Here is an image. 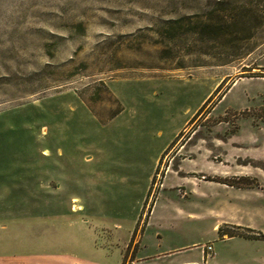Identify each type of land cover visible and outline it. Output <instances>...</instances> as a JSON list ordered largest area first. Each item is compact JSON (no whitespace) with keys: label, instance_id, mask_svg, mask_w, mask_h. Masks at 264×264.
Instances as JSON below:
<instances>
[{"label":"rangeland","instance_id":"374dc122","mask_svg":"<svg viewBox=\"0 0 264 264\" xmlns=\"http://www.w3.org/2000/svg\"><path fill=\"white\" fill-rule=\"evenodd\" d=\"M0 264H264V0H0Z\"/></svg>","mask_w":264,"mask_h":264},{"label":"built area","instance_id":"2783aa9c","mask_svg":"<svg viewBox=\"0 0 264 264\" xmlns=\"http://www.w3.org/2000/svg\"><path fill=\"white\" fill-rule=\"evenodd\" d=\"M203 252H204V257L206 255V252H207V255L210 256L211 253L213 252V245L212 244H207L204 246V249H203Z\"/></svg>","mask_w":264,"mask_h":264}]
</instances>
